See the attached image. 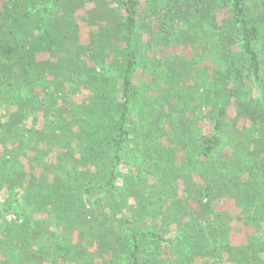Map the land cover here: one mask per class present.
<instances>
[{
  "label": "trees",
  "instance_id": "trees-1",
  "mask_svg": "<svg viewBox=\"0 0 264 264\" xmlns=\"http://www.w3.org/2000/svg\"><path fill=\"white\" fill-rule=\"evenodd\" d=\"M78 1L0 0V264H264V0Z\"/></svg>",
  "mask_w": 264,
  "mask_h": 264
},
{
  "label": "rangeland",
  "instance_id": "rangeland-1",
  "mask_svg": "<svg viewBox=\"0 0 264 264\" xmlns=\"http://www.w3.org/2000/svg\"><path fill=\"white\" fill-rule=\"evenodd\" d=\"M87 9H88V6L85 5V2L83 0H79L76 3V16H77L78 21L83 23V22L87 21L88 19H90V15L88 14ZM87 42L88 41H86V40L83 41L84 44H86ZM173 52L178 53L180 51H179V49L176 48L173 50ZM215 62H221L219 55L210 56L207 64L209 66H211V65L214 66L215 64L213 65V63H215ZM221 65H224V64H221ZM135 113L137 114V108H135ZM229 115L230 116L234 115V109L233 108L229 109ZM197 125L202 127L203 129H205L206 131H209V124L207 121L199 120L197 122ZM227 209H230L229 203H227L226 205H224L221 208V210H227ZM232 240H233V242H235V244H241V243L246 241L245 235L241 232V230L238 226H236V228L234 230V233L232 235Z\"/></svg>",
  "mask_w": 264,
  "mask_h": 264
}]
</instances>
